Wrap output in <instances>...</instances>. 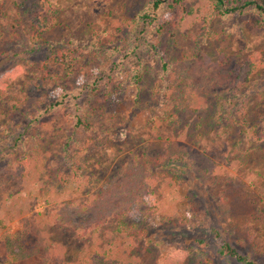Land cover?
<instances>
[{"label":"rangeland","instance_id":"374dc122","mask_svg":"<svg viewBox=\"0 0 264 264\" xmlns=\"http://www.w3.org/2000/svg\"><path fill=\"white\" fill-rule=\"evenodd\" d=\"M21 2L25 8L35 5L37 11H42L44 6L47 16L59 15L60 22L46 37L73 47L89 44L95 37L119 46L125 20L134 17L144 4V0H0V29L14 19L19 23L17 6ZM201 21L200 17L187 16L180 29L186 37L181 39L179 35L177 53L179 46L184 52L193 49L195 41L191 36L202 34ZM254 21L253 17L234 15L217 18L210 28L218 35L200 44L201 51L214 62L209 73L212 75L221 73L222 52L231 59L235 71L244 68L251 56H256V62L262 64L248 90L249 99L236 108V122H225L227 126L216 132L219 136L211 134L204 139L199 136L193 139L200 115L207 116L211 108L205 111L206 103L199 98L209 92L210 85L201 73L191 82L193 90L187 94L190 100L179 98L170 107L157 103L136 109L138 90L127 87L121 99L109 106L108 115L102 117L96 131L88 136L92 143L83 158L85 172L75 169L71 162L52 163L51 167L61 169L62 175L55 176L51 184L23 179L7 181L10 172H18L19 164L15 161L22 157V150L14 148L15 140L29 131L24 123L7 133L6 122L15 105L21 104L30 111L35 109V104L40 107L38 100H46L48 92L60 91L72 74L61 69L56 79H49L46 73L45 78L39 75L20 79L0 102V218L4 209L16 201L17 207L23 208L34 223L27 247L32 250L43 237L47 247L54 248L57 244V252L63 248L64 259L71 261L82 247L76 233L67 229L59 232L43 224L38 227L35 219L38 217L42 223L50 208H59L69 212L77 224H86L97 216H104L108 209H104V198L114 194L111 206L115 205L116 198L122 202L120 205L125 203L127 209L142 213L133 216L143 219L140 228L147 235L138 244L132 243L126 236L114 232L117 222L112 218L100 228L102 245L130 256L135 253L138 259L135 264H244L230 257L227 250L230 245L248 260L264 264V98L258 90L264 83V29L254 27ZM170 37L171 33L163 37L164 45ZM152 40L159 43L157 36ZM4 64L0 63V73L5 69ZM58 70L59 67L54 72ZM76 71L79 73V69ZM126 76L127 73L121 74L120 80ZM245 105L248 107L243 111ZM201 107L203 111L197 113L196 108ZM172 109L179 117L176 122H173ZM244 121L247 125H243ZM252 127L256 130H250ZM52 129L50 139L58 140L59 147L51 155L63 153L64 145L71 140V131ZM47 149L51 150L49 146ZM180 152L188 155L173 166L175 163L169 162L172 154ZM173 167L181 173L178 184L157 173L171 172ZM77 172L83 176H77ZM50 185L59 195L44 193L42 187ZM152 188L158 196L157 211L142 200L146 189ZM86 199L91 202L89 213L80 210ZM135 203H138L136 207ZM41 227L43 232L39 231ZM21 228V218L8 223L12 234ZM41 233L43 236H39ZM6 260L5 242L0 241V264ZM43 260L40 252L16 264H43Z\"/></svg>","mask_w":264,"mask_h":264},{"label":"trees","instance_id":"16d2710c","mask_svg":"<svg viewBox=\"0 0 264 264\" xmlns=\"http://www.w3.org/2000/svg\"><path fill=\"white\" fill-rule=\"evenodd\" d=\"M23 3L17 6L19 23L14 19L13 23L5 24L0 29V63H5V69L0 73V102L7 98L15 83L25 76L43 75L45 78L46 73L50 76L49 79H56L61 69L71 72L72 75L70 81L61 85L60 91L48 92L46 100L39 99L40 107L35 104V109L30 111L22 108L21 104L15 105L8 114L5 128L7 133L19 129L24 123L27 124L29 131L22 135L24 137L19 136V140H15L14 148L22 150V157L15 161L19 164L20 171L17 169L18 172L16 170L10 172L8 182L23 179L39 184L50 183L55 176L62 175L61 169L51 167L52 163L71 162L75 169L85 172L87 168L83 158L92 143L88 136L96 131L102 117L108 115L109 106L121 99L127 87L138 90L135 98L136 109L151 107L157 103L170 107L179 101V98L185 97L186 100H190L187 94L193 90L191 82L201 73L204 79L210 81V85L207 88L209 92H204L199 98L206 103L205 111L207 107L211 108L207 111V116L200 115L193 129L192 134L195 135L193 139L197 140L198 136L204 139L211 134L214 135L227 126L225 122H236V108L249 99L248 90L253 83L254 75L262 65L256 62V56H251L245 62L244 68L235 71L231 59L222 52L220 75L209 74L214 62L201 51L200 44L206 39H215L218 35L210 28L211 23L217 18H227L230 15L253 17L255 18L253 26L264 29V0H144L142 8L136 15L125 20L127 23L119 39V46L110 41L104 43L95 37L89 44L77 47L46 37V34L56 27L58 21L60 22L59 15L47 16L44 6L42 11H37L35 5H27L25 8ZM176 13L179 14L177 18ZM187 16L200 17L203 32L191 36L195 45L190 52H184L179 46L180 52L177 53L179 35L181 39L186 37L180 33V29ZM169 33L170 40L164 45L162 39ZM156 36L159 39L158 44L152 40V37ZM58 67L59 70L54 72ZM123 73H127V76L120 80L119 76ZM262 85L258 90L264 98V83ZM219 86L221 88L218 91L210 90L211 87ZM247 107L245 105L242 110L246 111ZM203 109L196 108V111L199 113ZM171 114L173 122H176V118H179L177 111L173 112L172 109ZM47 116L51 118L46 120ZM55 122H58L56 126ZM243 125H247V121H244ZM52 128L71 131L69 137L71 140L64 145L63 153L51 155V152L54 153L59 147L58 140L50 139V134L54 131ZM250 130H256V127ZM48 146L51 150L47 149ZM187 155L185 152L172 154L169 162H174L173 166H177ZM157 173L160 177L177 184L182 179L177 167H173L168 173L165 171ZM77 176L82 177L83 174L79 175L77 172ZM42 188L45 194L60 193L53 185ZM153 189H146L147 194L142 200L157 211L159 201ZM114 196V194H109L107 198L105 196L104 209L106 207L108 209L105 210L104 216H101L102 218L97 216L86 224H77L69 212L61 211L59 208H50L48 216L42 223L38 217L35 219L38 227L43 224L52 230L58 229L59 232L67 229L76 233L82 247L76 251L71 261L64 259L62 247L61 252H57V244L54 248L47 247L43 237H40L43 240L39 238L38 245H33L32 250L27 247L26 241L34 223L28 219L25 210L19 209L17 202L13 201L4 209V215L0 218L2 233L0 241L5 242L7 249V260L4 264H16L40 252L44 255L43 264H49L52 260L56 261V264L123 262L135 264L138 262L135 253L130 256L102 245L100 228L112 218L117 222L114 232L126 236L132 243L138 244L147 235V232L140 228V221L143 219L137 220L133 216L142 213L127 209L125 203L120 205L122 202H118L116 198L115 205L111 206ZM70 203L74 205V202ZM90 209V199H86L80 210L89 213ZM20 218L22 228L12 234L8 229V223ZM39 231L43 232V228H39ZM227 250L230 257H235L240 263L260 264L236 253L237 250L231 245Z\"/></svg>","mask_w":264,"mask_h":264}]
</instances>
